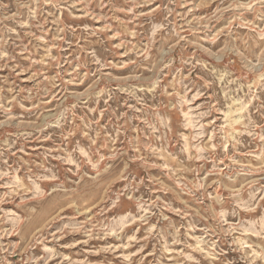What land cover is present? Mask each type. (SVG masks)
Masks as SVG:
<instances>
[{"label":"rangeland","instance_id":"374dc122","mask_svg":"<svg viewBox=\"0 0 264 264\" xmlns=\"http://www.w3.org/2000/svg\"><path fill=\"white\" fill-rule=\"evenodd\" d=\"M0 264H264V0H0Z\"/></svg>","mask_w":264,"mask_h":264},{"label":"bare ground","instance_id":"6f19581e","mask_svg":"<svg viewBox=\"0 0 264 264\" xmlns=\"http://www.w3.org/2000/svg\"><path fill=\"white\" fill-rule=\"evenodd\" d=\"M235 121V120H234Z\"/></svg>","mask_w":264,"mask_h":264}]
</instances>
